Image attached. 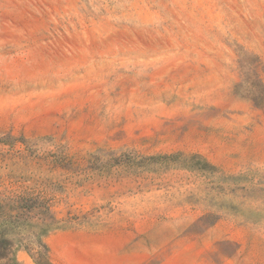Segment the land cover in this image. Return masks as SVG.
I'll return each mask as SVG.
<instances>
[{
    "label": "rangeland",
    "instance_id": "rangeland-1",
    "mask_svg": "<svg viewBox=\"0 0 264 264\" xmlns=\"http://www.w3.org/2000/svg\"><path fill=\"white\" fill-rule=\"evenodd\" d=\"M24 192L53 222L17 264H264V0H0Z\"/></svg>",
    "mask_w": 264,
    "mask_h": 264
},
{
    "label": "trees",
    "instance_id": "trees-1",
    "mask_svg": "<svg viewBox=\"0 0 264 264\" xmlns=\"http://www.w3.org/2000/svg\"><path fill=\"white\" fill-rule=\"evenodd\" d=\"M52 220L48 205L37 195L24 192L0 197V264H17L14 253L23 244L46 250L42 239Z\"/></svg>",
    "mask_w": 264,
    "mask_h": 264
}]
</instances>
